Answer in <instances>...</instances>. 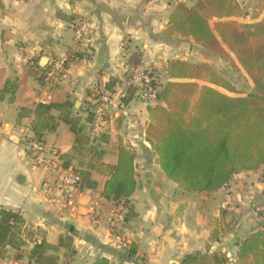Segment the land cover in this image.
I'll return each instance as SVG.
<instances>
[{"label": "crops", "instance_id": "crops-1", "mask_svg": "<svg viewBox=\"0 0 264 264\" xmlns=\"http://www.w3.org/2000/svg\"><path fill=\"white\" fill-rule=\"evenodd\" d=\"M186 1L0 0V209L18 212L22 220V246L20 250L6 246L0 264H35L24 257L25 249L40 241L55 247L56 264L61 257L65 264H93L98 258H106L108 264H178L186 254L213 251L226 253L229 264H235L237 242L264 227L263 167L242 171L213 192L181 189L167 178L151 145L145 143L147 106L156 101L130 109L135 93L118 110L107 112L103 130L110 138L109 160H104L108 165L102 171L85 167L95 185L79 189L75 212L42 201L43 179L74 157V134L59 118L60 112L49 111L54 119L41 135L46 146L38 156L41 162L20 142L22 130L34 135L31 127L38 120L39 103L70 100L80 112L87 95L110 76L119 79V85L125 64L122 45L129 55L142 52L139 71L148 65L165 68L170 52L179 45L162 32L174 5ZM237 1L250 20L264 16V0ZM82 19L91 27L76 46L73 26ZM74 52L79 55L68 62V80L52 85L39 81L46 67L39 64L42 57L48 63ZM120 141L135 153L137 187L129 198L133 217L123 220L124 209L112 232L115 203L102 191ZM19 176L24 179L18 181ZM90 205L100 212L99 224L89 220ZM60 239L69 244L71 254ZM129 244L136 246L133 256L128 255ZM20 252L23 257L14 259Z\"/></svg>", "mask_w": 264, "mask_h": 264}, {"label": "trees", "instance_id": "trees-1", "mask_svg": "<svg viewBox=\"0 0 264 264\" xmlns=\"http://www.w3.org/2000/svg\"><path fill=\"white\" fill-rule=\"evenodd\" d=\"M242 12L237 0H195L190 5L177 2L162 32L167 38L174 35L192 38L237 68L230 57L229 53H232L253 84L252 92L231 97L213 87L235 92L234 86L209 63L192 64L181 58L167 61V81L156 93V104L147 106L145 139L156 153L167 178L185 191L213 192L242 171L264 169V16L253 23L232 19ZM212 18L218 21L211 28L209 21ZM78 55V52L69 55L68 62ZM126 61L129 66L137 67L140 56L132 52ZM38 79L40 81L41 76ZM118 80L110 76L105 87L113 91ZM133 93V89L129 91L124 101L131 99ZM85 102V135L81 132L84 124L77 128V122L70 118L74 110L70 100L60 104L39 103L36 106L38 120L31 128L34 136L41 140L43 131L49 129L48 122L54 119L49 111L57 109L59 118L74 134V149L87 150L84 153L91 155L89 162L93 167V159L100 160L105 153L101 144L108 142V136L103 128L92 131L96 105ZM85 138L94 139L91 140L94 142L88 143ZM117 149V161L108 166L109 175L102 195L115 205L122 204L124 220L134 215L129 198L137 187L135 153L121 141ZM64 168H68L66 164ZM73 170L79 174L80 190L95 185L88 171L80 174L77 169ZM21 222L18 212L0 209V258L4 256L6 246L20 250ZM59 244L70 253L68 243L60 239ZM236 245L235 264H264V227L248 233ZM128 247V255L133 256L136 246L129 244ZM54 251V246L40 241L32 245L24 257L35 264H56ZM22 257L20 252L14 259ZM229 263L226 253L213 251L186 254L178 264ZM93 264H108V260L98 258Z\"/></svg>", "mask_w": 264, "mask_h": 264}, {"label": "built area", "instance_id": "built-area-1", "mask_svg": "<svg viewBox=\"0 0 264 264\" xmlns=\"http://www.w3.org/2000/svg\"><path fill=\"white\" fill-rule=\"evenodd\" d=\"M91 24L88 20H79L73 26L74 44L77 46L84 36L90 31ZM121 56L124 58V74L122 75L121 83L116 85L113 91L108 90L105 87V83L95 89L92 94H88L86 97L87 102H91L96 105V112L93 121V132L102 130L105 125L106 115L108 111L118 110L123 104L125 98L129 94V90L133 89L136 96L143 99L145 102L151 103L156 101V93L158 87L154 85L156 82L154 76H150L151 72L146 68L139 71L138 67H131L127 64L128 52L121 46ZM68 59L69 55L65 57L56 58L50 60L41 72L40 76L42 80L47 84H55L65 82L69 78L68 74ZM127 74V75H125ZM139 81V83H138ZM117 87V89H116ZM139 93V94H138ZM1 135V125H0ZM20 142L23 144L27 153L30 156H40L44 150V143L37 139L34 135L30 134L28 130L24 129L20 135ZM38 162L41 160L38 158ZM44 178L41 183L42 201L51 206H57L62 209H69L71 212H75L78 208V194H79V174L75 172L71 167L55 169ZM264 183V175L262 177ZM116 210L111 218L110 231L113 232L117 228L119 221L122 220L121 215L124 208L122 204L116 206ZM87 213L89 220L93 224L100 223V212L96 210L95 205L88 207Z\"/></svg>", "mask_w": 264, "mask_h": 264}, {"label": "rangeland", "instance_id": "rangeland-1", "mask_svg": "<svg viewBox=\"0 0 264 264\" xmlns=\"http://www.w3.org/2000/svg\"><path fill=\"white\" fill-rule=\"evenodd\" d=\"M192 2L193 1H191V0H187L185 3L190 5V4H192ZM246 15H244V13L242 12V14L240 16L234 17L232 19L239 22V23L257 22L258 18L256 20H250ZM216 21H218V20L215 18H212L209 21V25L211 26V28ZM170 38H172L171 40H173V42L176 45H179V46H176L175 48H173V50L169 54L170 57L181 58V59H184V60H186L192 64L199 63V62L209 63L214 69H216L218 72L223 74L225 76V78L235 88V92H230V91L225 90L223 88L213 86L216 90L224 93L225 95L231 96V97L243 96V95H246L247 93H250L253 91V84H252L251 79L247 76V74L242 69V67L239 65L237 59L235 58V56L232 53H229V54H230L231 59L233 60V62L237 66V68L231 67L227 61L219 58L218 56H216L212 52L206 50L202 45L194 42L192 38L180 37L177 35H174ZM140 52L141 51L138 49V51H136V55L137 54L141 55L142 52H141V54H140ZM141 59H142V55H141ZM122 60H124V58ZM148 67H149L148 70L151 72V74L154 76V78L156 80L155 81L156 83L154 85H156V87H158V90H160L161 87L167 81V75H166V72H164V69H166V67L164 68V67L160 66L159 68L155 67L154 69L150 65H148ZM138 83H139V81H138ZM198 83H199V85L204 84L203 82H198ZM155 104L156 103H154L153 105H155ZM145 105H146V102L142 101L141 99H139L137 97H134L130 103V109L138 108L141 106L144 107ZM14 111L15 110H13V112ZM86 115L87 114L84 110H82L80 112H78V111L76 112L74 109L72 111L71 117H70V118H72V120L77 122L76 123L77 128L82 127L83 126L82 124H84L85 127L81 131V132H83L84 135H85V128L87 126L86 123H84V119H85ZM61 126L64 128L65 133L68 136H70L71 133H70L68 127L63 122H61ZM107 136H108V142H109L110 141L109 135L107 134ZM85 139H87L88 143L94 142V141H91L94 139H89V138H85ZM107 143L101 144V147L103 148V150H105V153L100 160L99 159H97V160L93 159V163H94L93 167H90L91 161L89 162V158L91 155H88V154L85 155L84 152L87 151L85 149H84L85 151L79 150V149H74V154H73L74 157L72 159H66L62 163L63 164L62 167L64 168V165L66 164L68 168L71 167L72 169H77L80 172V174H82V172L85 171V167H87L88 169L96 168L97 171H102V170L106 169L107 168L106 165H108V164H106V162L104 160H109V158H107L108 154L106 155V153L108 152L106 150V144ZM44 146H45V144H44ZM126 146L129 147L128 145H126ZM107 148L109 150L108 146H107ZM45 149H46V146H45ZM89 176L91 178H93L91 172H89ZM94 176H96V175H94ZM116 206H118V204L115 205L114 210L117 209ZM119 216H121V215L119 214ZM120 222H121V220L119 221V224H120ZM246 235L247 234H245L244 236H246ZM30 248L31 247H28L27 249H25L26 252ZM232 248H233V246L231 245L230 249L232 250ZM230 263H232V261H230ZM234 263H235V257H234ZM58 264H65L62 261V257L59 259Z\"/></svg>", "mask_w": 264, "mask_h": 264}, {"label": "water", "instance_id": "water-1", "mask_svg": "<svg viewBox=\"0 0 264 264\" xmlns=\"http://www.w3.org/2000/svg\"><path fill=\"white\" fill-rule=\"evenodd\" d=\"M46 63H47V58L44 56V57H42L41 59H40V62H39V64H40V66H45L46 65ZM148 146H150V144L146 141L145 142ZM20 178H23L24 179V177L23 176H19L18 178H17V180L18 181H20Z\"/></svg>", "mask_w": 264, "mask_h": 264}]
</instances>
